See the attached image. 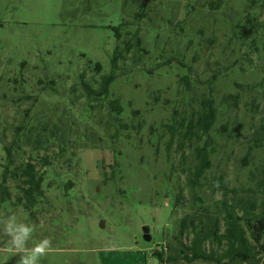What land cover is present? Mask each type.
Listing matches in <instances>:
<instances>
[{
    "label": "rangeland",
    "instance_id": "374dc122",
    "mask_svg": "<svg viewBox=\"0 0 264 264\" xmlns=\"http://www.w3.org/2000/svg\"><path fill=\"white\" fill-rule=\"evenodd\" d=\"M121 2L0 0V83L15 76L7 67L20 63L27 66L23 76L33 90L37 78L55 79L58 89L69 86L66 78L87 60L99 62L102 71L109 72L116 44L111 26L121 20ZM212 17L221 19L214 43L195 39L202 47L197 52V43L163 35L155 40L156 46L146 43L151 51L143 62L154 66L152 73L128 65L113 81L111 91L123 103L124 120L132 118V108L138 109L145 127L130 132L128 138L124 132L115 152L109 147L80 151L78 184L69 201L56 203L49 215L41 217L43 224L34 227L29 241L28 247L44 237L51 241L40 264H188L183 260L162 263L153 251L160 246L164 258L175 253L169 246L178 247L172 238L178 219L199 212L202 205L213 206L224 195L215 185L196 187L189 181L194 146L204 141L213 148L210 173L223 176L226 194L261 193L257 182L264 168V59L246 61L238 45L228 44L225 17ZM176 55L189 66L186 73L174 61ZM182 74H187L188 83L180 79ZM206 99L217 105L209 138H193L191 145L184 141L179 148L165 125L172 123L175 110L200 107ZM46 100L53 106L54 98ZM21 103L25 101L15 105ZM13 112L9 107V117ZM180 190L184 200L173 204ZM143 225L149 226V242L142 238ZM8 248L9 237L0 227V258L6 264H19L20 254Z\"/></svg>",
    "mask_w": 264,
    "mask_h": 264
},
{
    "label": "trees",
    "instance_id": "16d2710c",
    "mask_svg": "<svg viewBox=\"0 0 264 264\" xmlns=\"http://www.w3.org/2000/svg\"><path fill=\"white\" fill-rule=\"evenodd\" d=\"M263 8L264 0H122L121 20L111 26L116 44L109 72H103L99 62L87 60L83 68L66 78L69 86L58 89L55 79L37 78L33 90L26 85L24 63L6 66L15 76L0 83V219L12 209L25 215L24 221L33 228L42 225L41 217L49 215L56 203L68 202L78 184L82 149L109 147L115 152L124 132L128 138L130 132L143 130L145 121L138 109L132 108V118L124 120L123 103L112 94L111 84L128 65L152 73L154 66L143 62L151 51L147 42L156 46L155 40L163 35L175 37L197 43L198 52L202 47L195 39L214 43L218 37L221 19L212 16L227 15L228 44L238 45L246 61L249 57L264 59ZM181 12L184 16L180 18ZM174 61L183 67L179 68L183 73L189 69L178 55ZM187 78V74L180 76L188 83ZM47 98H54L53 106L46 103ZM21 100L25 103L15 105ZM213 103L206 99L200 107L175 110L172 123L165 125L172 142L181 148L184 141L191 145L193 138H209L217 118ZM9 107L14 110L12 117ZM148 129L152 132L153 128L148 125ZM211 144H195L189 181L196 187L215 185L223 190V197L213 206L202 205L199 212L185 213L178 219L172 234L178 247L169 246L175 253L164 258L162 251L154 250L153 255L162 263L264 264V168L257 182L262 194L251 190L250 194L229 196L223 176L210 173ZM183 200L180 190L173 204Z\"/></svg>",
    "mask_w": 264,
    "mask_h": 264
},
{
    "label": "clouds",
    "instance_id": "9594fccd",
    "mask_svg": "<svg viewBox=\"0 0 264 264\" xmlns=\"http://www.w3.org/2000/svg\"><path fill=\"white\" fill-rule=\"evenodd\" d=\"M0 227L9 237L7 251L20 254L19 264H40V259L50 249L51 241L47 237L34 241L32 246L28 247L34 228L23 220L22 213L9 209L8 214L0 219ZM0 264H6V259L0 258Z\"/></svg>",
    "mask_w": 264,
    "mask_h": 264
},
{
    "label": "water",
    "instance_id": "95a60500",
    "mask_svg": "<svg viewBox=\"0 0 264 264\" xmlns=\"http://www.w3.org/2000/svg\"><path fill=\"white\" fill-rule=\"evenodd\" d=\"M102 226H103V222H102ZM141 230H142V238H143L145 241H147V242L151 241L152 236H151V234H150V232H149V226H148V225H143V226L141 227Z\"/></svg>",
    "mask_w": 264,
    "mask_h": 264
},
{
    "label": "built area",
    "instance_id": "2783aa9c",
    "mask_svg": "<svg viewBox=\"0 0 264 264\" xmlns=\"http://www.w3.org/2000/svg\"><path fill=\"white\" fill-rule=\"evenodd\" d=\"M158 248L156 249L157 251H160L161 250V247L160 246H157Z\"/></svg>",
    "mask_w": 264,
    "mask_h": 264
}]
</instances>
